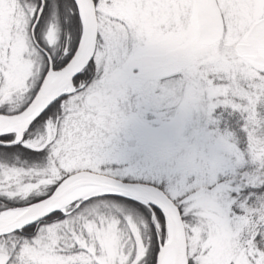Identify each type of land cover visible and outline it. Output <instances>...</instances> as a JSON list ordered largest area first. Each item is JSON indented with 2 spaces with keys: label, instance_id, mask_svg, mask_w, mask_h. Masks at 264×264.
<instances>
[{
  "label": "snow or ice",
  "instance_id": "obj_1",
  "mask_svg": "<svg viewBox=\"0 0 264 264\" xmlns=\"http://www.w3.org/2000/svg\"><path fill=\"white\" fill-rule=\"evenodd\" d=\"M0 264H264V0H0Z\"/></svg>",
  "mask_w": 264,
  "mask_h": 264
}]
</instances>
